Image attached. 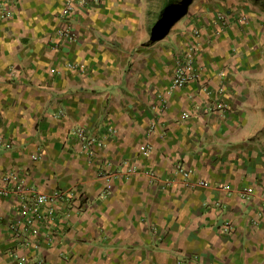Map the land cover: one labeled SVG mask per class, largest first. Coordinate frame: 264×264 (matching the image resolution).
Listing matches in <instances>:
<instances>
[{"label": "crops", "instance_id": "obj_1", "mask_svg": "<svg viewBox=\"0 0 264 264\" xmlns=\"http://www.w3.org/2000/svg\"><path fill=\"white\" fill-rule=\"evenodd\" d=\"M208 1L159 36L168 0H0V264H264V0ZM192 47L202 74L172 89ZM9 171L68 197L34 239Z\"/></svg>", "mask_w": 264, "mask_h": 264}, {"label": "built area", "instance_id": "obj_2", "mask_svg": "<svg viewBox=\"0 0 264 264\" xmlns=\"http://www.w3.org/2000/svg\"><path fill=\"white\" fill-rule=\"evenodd\" d=\"M94 2H98L99 0H93ZM87 0H66V5L63 9V15H69L72 13L76 8L78 4H84ZM242 20H247V15H242ZM57 35L60 38H63L64 40L68 42H76L78 40V35L72 28L71 24H66L64 26H60L57 29ZM193 48L195 50V47H192L191 50H189V53L185 58H179L176 63V69L174 73V77L172 80L171 88L175 89L177 87H182L186 85L188 82L199 78L201 76V69L199 66H197L196 63V57L193 52ZM68 65L72 68L82 66L78 62H70ZM155 124H152V127L150 130H153L155 128ZM110 131H116L114 127H110ZM76 133L78 134L83 149L89 151L91 149V146L93 143L100 141V137L94 136L88 133V131L84 127H79L76 130ZM12 145L8 141H3V139L0 138V147H6L10 148ZM153 149V146L151 144L143 143L140 146V150L144 153H148L150 150ZM34 159H38L40 155L38 153L33 154L32 156ZM111 161L106 162V165H111ZM137 171V167L135 165H128L123 171L120 170V172H135ZM178 172H182L185 179H187V183L191 186H209L211 185V182L206 179H192V169H189L183 165L178 166ZM118 173V170H110L109 168L102 169L99 173V177L104 178L107 182V191H110L112 187V181L115 175ZM147 175L152 180H157V175L153 171L146 172ZM4 179L9 182H14L15 189L12 191H16L18 193H21L23 195L22 199L23 202L20 206V212L23 216V219L19 221L20 227H17V225L14 227L15 231H17L20 234H25L26 236L30 238H35L40 234L38 222L39 221H47L50 218L54 219V205L61 203L62 201L67 200L68 197H66V193L62 190H54L52 192H45L41 191L38 188H35L32 185H28L24 179L21 178V176L15 172V171H9L4 174ZM2 193L10 194L11 191L7 187H2L1 189ZM246 191H252L251 188H248ZM17 228V229H16ZM38 243V241H37ZM35 243L36 246L39 244ZM27 260V256H22L20 263H24Z\"/></svg>", "mask_w": 264, "mask_h": 264}, {"label": "rangeland", "instance_id": "obj_3", "mask_svg": "<svg viewBox=\"0 0 264 264\" xmlns=\"http://www.w3.org/2000/svg\"><path fill=\"white\" fill-rule=\"evenodd\" d=\"M181 1H183V3L182 4H184L185 5V1H187V0H181ZM190 1V2H189ZM206 0H188V8H186L187 10H186V12L185 13H183L182 15H180V11H181V9H180V6H181V2H180V0H173V4H172V16L171 17H175V16H177V19L179 20H181V18H182V20H183V18L185 19V17L187 16V14L189 13V14H193V13H195L196 12V10H198V12H202V7H204V5L205 4H207V2H205ZM210 1V2H209ZM208 2L211 4V5H213V9H214V11H215V9H216V11L218 12V14L220 15V16H223V14H225V9H226V5H227V1L228 0H209ZM241 1H243V0H241ZM244 1H246V0H244ZM196 3H198V5H196ZM186 5V6H187ZM196 5V6H195ZM198 8V9H197ZM186 264H188V263H186Z\"/></svg>", "mask_w": 264, "mask_h": 264}, {"label": "trees", "instance_id": "obj_4", "mask_svg": "<svg viewBox=\"0 0 264 264\" xmlns=\"http://www.w3.org/2000/svg\"><path fill=\"white\" fill-rule=\"evenodd\" d=\"M180 2H181V6H180V9H181V11L179 12L180 13V15H182L183 13H185L186 12V5L190 2H188V0L187 1H185L184 3H185V5L184 4H182L183 3V1H181L180 0ZM188 2V3H187ZM172 4H173V0H168V3H167V23H165L166 24V26H165V28L163 29L162 27V24H164V21H162V22H160V24L158 25V27H157V32H158V35L159 36H162V35H164L165 34V32L166 31H168V29H169V27H170V25L172 24V20L174 21V20H177V16H175V17H170L171 15H172Z\"/></svg>", "mask_w": 264, "mask_h": 264}, {"label": "water", "instance_id": "obj_5", "mask_svg": "<svg viewBox=\"0 0 264 264\" xmlns=\"http://www.w3.org/2000/svg\"><path fill=\"white\" fill-rule=\"evenodd\" d=\"M188 6V5H187ZM187 6H186V8H187Z\"/></svg>", "mask_w": 264, "mask_h": 264}]
</instances>
